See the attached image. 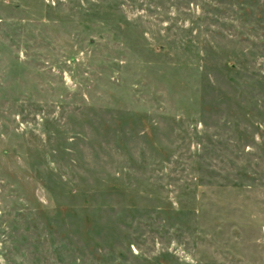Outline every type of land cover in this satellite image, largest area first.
Listing matches in <instances>:
<instances>
[{"label":"rangeland","instance_id":"374dc122","mask_svg":"<svg viewBox=\"0 0 264 264\" xmlns=\"http://www.w3.org/2000/svg\"><path fill=\"white\" fill-rule=\"evenodd\" d=\"M0 264H264V0H0Z\"/></svg>","mask_w":264,"mask_h":264}]
</instances>
